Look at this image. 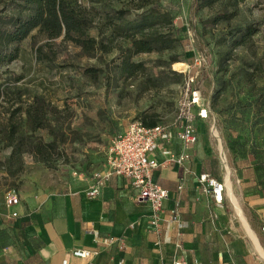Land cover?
<instances>
[{"label":"rangeland","instance_id":"1","mask_svg":"<svg viewBox=\"0 0 264 264\" xmlns=\"http://www.w3.org/2000/svg\"><path fill=\"white\" fill-rule=\"evenodd\" d=\"M70 1L93 22L90 36L98 38L103 33L111 50L87 54L62 38L50 42L34 31L18 45V60L0 69V205L20 188L22 176L47 172L49 185L55 186L62 179L91 172L104 163L113 138L143 121L145 115L165 127L175 124L184 99V78L195 76L210 111L204 121L206 139L222 159L229 179L232 177L239 211L264 251V220L234 191L238 178L234 164L239 161L252 165L246 175L255 178V188L264 192V0H248L237 9L229 0L204 8L198 0ZM17 5L18 0H0V32L10 29L11 18L19 15ZM167 12L175 16L173 26L161 24L159 29L171 30L177 40L175 50L133 57V62L143 63L147 70L126 78L119 65L131 42L113 36L116 29L144 14L159 17ZM249 27L256 34L238 45ZM2 47L0 44V52ZM16 47L11 45L9 51ZM174 58L179 60L177 64L186 65L185 75L171 64ZM197 59L202 61L201 67L195 66ZM88 69L97 75H88ZM36 97L43 99L39 105L49 114L48 128L38 131L33 130L25 112ZM11 124L17 129L14 146L9 137ZM54 140L58 150L49 169L31 150ZM227 192L230 223L237 225L239 235L264 264Z\"/></svg>","mask_w":264,"mask_h":264},{"label":"crops","instance_id":"2","mask_svg":"<svg viewBox=\"0 0 264 264\" xmlns=\"http://www.w3.org/2000/svg\"><path fill=\"white\" fill-rule=\"evenodd\" d=\"M204 121H193L199 135L195 146L187 148L178 139L181 124L175 122L168 126L170 139L161 140L153 154L160 163L165 153L190 154L184 168L163 165L154 173L155 182L169 193L157 227L151 225L150 205L139 201V189L129 178L110 175L106 157L91 172L55 186L49 185V173H33L20 179L18 206L0 205V264H261L230 223L228 192L218 205L200 185L202 174L224 185L227 179L222 159L206 139ZM251 166L235 162L234 191L264 220V192L246 175ZM100 179V195L89 198ZM75 250L91 256L77 258Z\"/></svg>","mask_w":264,"mask_h":264},{"label":"trees","instance_id":"3","mask_svg":"<svg viewBox=\"0 0 264 264\" xmlns=\"http://www.w3.org/2000/svg\"><path fill=\"white\" fill-rule=\"evenodd\" d=\"M222 1L198 0V5L200 8L213 7ZM246 1L248 0H229L234 9H237L240 4ZM17 9L19 15L11 18L10 29L0 32V44L3 45L4 50L0 52V69L18 60L20 54L18 45L23 43L34 31L45 35L50 42L62 38L64 42L81 48L87 54L97 51L106 53L111 50L103 41V33H99L98 38L90 36L89 31L93 27V22L87 13L74 6L70 0H18ZM234 14L227 16L226 20L234 17ZM174 19L175 16L168 12L159 15V17L153 14H144L136 21H126L122 27L116 29V34L113 36L120 35L131 42V48L128 49L127 55L122 56L119 65L121 73L126 78H134L147 70L143 63L133 62V57L140 54L172 52L175 50L177 40L173 37L171 30L167 29L163 32L159 29L161 24L165 28L172 27ZM242 34L238 45L246 44L256 34V30L249 27ZM100 37L101 39H99ZM11 45L17 46L15 50L9 51ZM177 63H179L177 58L171 61L172 65ZM86 73L91 76L97 75V72L92 69L86 70ZM184 84L185 78L183 86ZM40 100L43 99L36 97L25 111L34 131L49 126V114L39 105ZM214 100L216 105L218 95L214 97ZM141 123L149 128L160 125L157 124L155 117H147V115L143 117ZM10 126L9 137L12 146H14L17 141V129L12 124ZM57 150L58 144L54 140L46 145H37L31 152L40 156L41 161L48 164L47 168L51 169L53 168L51 160L57 154Z\"/></svg>","mask_w":264,"mask_h":264},{"label":"built area","instance_id":"4","mask_svg":"<svg viewBox=\"0 0 264 264\" xmlns=\"http://www.w3.org/2000/svg\"><path fill=\"white\" fill-rule=\"evenodd\" d=\"M196 67L202 66L201 60H196ZM185 75L186 72H183ZM197 77L185 78L183 86L184 99L179 108L177 122L181 124L178 139L187 148L195 146L199 141L198 132L193 125L195 117L207 120L210 115L209 106H206L201 91L196 87ZM197 110V115L194 111ZM168 127L158 125L145 127L141 122L131 124L122 134L113 138L107 151L106 159L110 167V175H117L131 179L139 191V201L146 202L151 208V225L157 227L162 219L164 204L169 198L167 190L163 189L154 180V173L161 166H178L184 168L190 160V154L180 155L165 153L167 158L160 163L153 154L161 149V140H169L171 135ZM99 178V176H97ZM201 187L211 194L215 203L222 205L226 199L225 185L208 174L199 177ZM102 179L89 192V198H97L101 193ZM6 207L12 209L20 204V197L16 191L10 192L5 198ZM13 217H17L14 213ZM77 258L87 259L89 251L75 250ZM63 264H67L64 261ZM176 264H187L184 262Z\"/></svg>","mask_w":264,"mask_h":264},{"label":"bare ground","instance_id":"5","mask_svg":"<svg viewBox=\"0 0 264 264\" xmlns=\"http://www.w3.org/2000/svg\"><path fill=\"white\" fill-rule=\"evenodd\" d=\"M175 69L183 73V72H186L187 67L184 64H176L175 65ZM216 130H214L215 136H217ZM220 148H221L220 149V152H221V155L223 157L224 163L227 166V159H226L225 153L222 151V147L221 146H220ZM226 189L229 191L230 197L232 198V200H233V202H234V204H235V206H236V208H237V210L239 212L240 218H241L243 224L246 226V229H247L246 231H248V234H249V236L251 238V241H252L255 249L260 254L261 258L264 260V251L261 249V247H260V245H259V243H258V241H257V239L255 237V235L252 233V231L250 230V227H248L245 219L243 218V216L241 215V213L239 211V208H238V205H237V201L234 198V195L232 193L231 183H230V179H229V176L228 175H227V186H226Z\"/></svg>","mask_w":264,"mask_h":264}]
</instances>
